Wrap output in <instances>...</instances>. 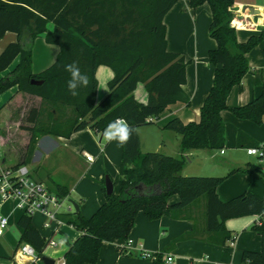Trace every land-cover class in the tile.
Masks as SVG:
<instances>
[{
    "label": "trees",
    "instance_id": "1",
    "mask_svg": "<svg viewBox=\"0 0 264 264\" xmlns=\"http://www.w3.org/2000/svg\"><path fill=\"white\" fill-rule=\"evenodd\" d=\"M181 0H0V38L8 32L17 34L18 40L9 43L0 54V72L7 70L19 57L20 62L8 76L0 79V94L13 86L39 96L45 104L31 110L27 127L32 131L29 155L39 136L52 134L70 136L76 131L90 128L104 132L107 125L123 118L135 129L127 144H123L120 165V191L106 193V180L101 181L106 200L89 218L80 211L63 214L67 224L73 225L79 237L64 254L65 264H94L104 242L128 241L143 211L149 220H156L169 210L174 218L193 219L194 228L179 240L201 236L219 244L235 240L227 229L226 221L232 218L257 215L253 230L261 236L262 250H245L242 261L246 264H264V198L246 191L228 201L218 194V187L226 179L220 176H184L192 150H220L225 148L226 134L222 111L230 110L237 118L264 124V88L245 105L230 107L228 97L235 86H240L251 72L248 54L264 39L252 35L239 42L237 30L231 25L235 0H190L197 8L208 3L212 11L210 35L217 46L209 52V62L217 66L213 86L200 109V121L185 123L174 117L165 130L181 136L179 156L161 151L143 152L138 128L155 124L161 114L177 102L189 104L184 89L187 82L186 59L168 49L165 17ZM49 24L54 28L49 29ZM44 35L49 44L59 46L54 63L40 73L33 72V48H25L22 38L33 42ZM264 52V51H263ZM75 62L89 78L87 87L77 89L73 96L67 88L70 74L64 66ZM101 65L109 66L114 77L109 82V93L97 101L99 81L96 73ZM41 80L33 84L32 80ZM139 83H144L148 101L135 97ZM60 106L71 109L63 117L49 111ZM48 113L49 121L43 120ZM261 147L246 133H238V144L245 141ZM25 164V163H22ZM20 165V164H19ZM261 173L262 167L250 165L233 169ZM57 194L67 198L70 190L57 184ZM176 203H170L173 195ZM196 209L193 211L192 209ZM203 209L204 228L198 227ZM197 222V224H196ZM19 225L24 232L22 242L30 243L43 256L46 239L33 224V216L23 214ZM164 250L154 255L152 264H165ZM30 264H36L32 262Z\"/></svg>",
    "mask_w": 264,
    "mask_h": 264
},
{
    "label": "crops",
    "instance_id": "2",
    "mask_svg": "<svg viewBox=\"0 0 264 264\" xmlns=\"http://www.w3.org/2000/svg\"><path fill=\"white\" fill-rule=\"evenodd\" d=\"M238 22L251 25L239 27L237 38L239 42H246L252 35H260L264 30V0H235L233 5ZM212 11L208 3L193 8L190 0L179 1L166 15L168 49L183 56L187 61V82L184 89L190 97V103L177 102L169 106L153 125L138 128L143 152L148 149L161 151L171 156L181 154V136L177 132L165 130L164 126L174 117H179L185 123L200 121V109L209 94L217 66L209 62V52L215 49L217 42L210 35ZM242 25V24H241ZM54 25L49 24V29ZM18 40L17 34L8 32L0 38V54L5 47ZM25 48H33V72L40 73L52 63L58 52L54 46L46 45L42 35L31 42L23 37ZM56 46V45H55ZM59 47V46H58ZM264 39L249 54L251 72H249L240 86H235L227 100L230 107L245 105L264 88ZM42 52V58H37ZM41 56V55H39ZM20 62L18 57L5 71L0 72V79L10 75ZM99 81L97 101H102L109 93V82L114 77L113 70L101 65L96 73ZM135 97L141 102L148 101V93L144 83H139L135 90ZM41 97L19 90L13 86L0 94V174L9 167L25 163L31 176L42 182L61 184L70 190V194L77 196L80 212L86 218L92 216L105 202L106 197L101 181L109 175L115 184V192L120 191V165L123 158V144L113 140L106 142L103 133H96L90 128L72 133L70 136H56L45 134L39 136L35 148L29 155L32 131L27 127L33 124L28 121L29 114L34 108H41ZM59 109L71 110L64 106ZM55 117H63L57 109L49 110ZM70 114V113H69ZM225 123L226 142L224 153L220 150H192L185 155L188 161L195 157L197 175L220 176L226 179L218 187L219 197L228 201L246 191L256 193L264 198V176L254 171L238 170L229 174L233 169H241L254 165L262 167L264 159L249 155L247 149L253 146L245 141V145L238 144V133L244 132L251 139L264 146V124L258 125L251 120L237 118L230 110L221 113ZM167 138L170 141H167ZM94 155V161H88L84 152ZM203 154V155H202ZM224 155L222 160L219 156ZM57 158L62 168L69 175L70 181L61 182L56 177V170L48 165L49 160ZM185 165L182 170L184 176H190ZM179 195H173L169 202L176 203ZM65 211H76L72 205L64 208ZM196 211V209H192ZM200 212L198 227L204 228L205 218L203 209ZM24 213L17 208L12 200H4L0 195V217H6L9 225L0 236V264H44L41 260L31 259L19 254V247L25 243L21 241L23 228L19 220ZM259 216L250 215L232 218L226 221V227L236 238L234 245L230 241L219 244L207 238L197 236L184 240L179 238L190 232L194 226L193 219L174 218L169 210L156 220H149L143 211L137 215L136 224L129 235L132 240L130 246L127 241L116 240L104 242L100 251L99 260L94 264H152L156 253L171 247L165 254V264H246L242 261L245 250H262L261 236L253 230V225ZM45 217L41 214L33 216V224L41 235L46 237L44 228ZM197 224V222H196ZM45 229V228H44ZM46 230V229H45ZM50 231V230H47ZM60 234L61 249L55 250L65 253L66 246L73 243L80 232L70 224H65ZM57 242V241H56ZM58 245V242H57ZM125 246L129 247V251ZM126 252V254H125ZM149 253L151 256H145ZM56 264L58 262L56 261Z\"/></svg>",
    "mask_w": 264,
    "mask_h": 264
},
{
    "label": "built area",
    "instance_id": "3",
    "mask_svg": "<svg viewBox=\"0 0 264 264\" xmlns=\"http://www.w3.org/2000/svg\"><path fill=\"white\" fill-rule=\"evenodd\" d=\"M231 25L237 30L239 27H246V25H251V23L245 22L243 24L242 22H238L237 16H235ZM221 152L224 153V150L222 149ZM247 153L264 159V146L250 147L247 149ZM84 155L88 161L92 162L95 160L94 155L87 151L84 152ZM262 172L264 174V164L262 166ZM0 195L4 200L14 201L17 208L24 214L30 216H34L36 214L43 215L45 217L44 228L52 231V236L50 238L47 236L45 237L47 241L45 249L47 247H57V242L53 238V235L61 232L62 227L67 224L63 218V214L67 212L64 210V202L67 198L61 197L57 194V192L51 190L47 184L33 178L28 166L25 164L6 168L1 172ZM8 225L9 220L6 217H0V236L4 234ZM131 243L132 240L128 239L127 245L130 246ZM230 244L234 245V240H231ZM125 248L128 251L130 249L127 246H125ZM57 253L58 252L55 251V254ZM19 254L31 259L32 261L40 260L42 257L39 256L37 250L30 243L21 244L19 247ZM145 256L151 255L149 253H145ZM57 262L58 264H65L64 256L58 258Z\"/></svg>",
    "mask_w": 264,
    "mask_h": 264
},
{
    "label": "rangeland",
    "instance_id": "4",
    "mask_svg": "<svg viewBox=\"0 0 264 264\" xmlns=\"http://www.w3.org/2000/svg\"><path fill=\"white\" fill-rule=\"evenodd\" d=\"M46 45H48V46H54L55 48H57V50H58V52H59V47L56 45H54V44H49V43H47ZM39 55H41V56H39ZM57 55H58V53L55 55V57L52 59L53 61H52V63H51V65L54 63V61L56 60V57H57ZM37 58L40 60L41 58H42V52H38V54H37ZM41 61V60H40ZM51 65H49L48 67H50ZM47 67V68H48ZM46 68V69H47ZM70 109V108H69ZM69 112H67V110H62V109H60V111H59V113L61 114L62 113V115L63 116H67L69 113H71L72 111L71 110H68ZM50 115L48 114V113H46V114H44L43 115V120H45V121H49L50 120ZM167 141H170V139L169 138H167ZM149 151H158V150H154V149H148ZM203 155V154H202ZM225 156L224 155H220L219 156V160H222L223 158H224ZM191 159H192V162H193V164H192V166H189V168H186L187 169V171L186 172H188L189 174H191L190 176H203V175H197V174H199V173H197V172H199V171H192V169H195L197 166H196V164H195V157H191ZM192 162H189V161H187V163H186V167H187V165H191V163ZM62 162L60 161V160H57V158H52L51 160H49V162H48V165L50 166V167H52V169H54V170H56L55 172H56V177L58 178V180L59 181H61V182H65V181H70V179H69V175L65 172V170L62 168ZM45 184H47V186L51 189V190H53V191H55L56 192V190H57V187H56V183H53V182H45ZM102 185V184H101ZM69 198H73L74 200H77V196L76 195H72L71 197H69ZM69 198H67L66 199V201L64 202V208H67L68 206H70V205H72V203L69 201ZM42 230L45 232V234H46V236L47 237H51L52 236V231H47V230H45L43 227H42ZM54 239L58 242V245H57V247H53V248H49V247H47L46 249H45V251H44V256H49V257H52L53 259H55L56 261L58 260V258H61V257H63L64 256V254L65 253H62L61 254V251L60 252H58L57 254H55V250H60L61 249V244H60V239H61V236H60V234H57L55 237H54ZM68 247H69V245H67L66 246V248H67V250H68ZM171 247H167L165 250H167L168 249V251H169V249H170ZM125 254H126V252H125ZM41 260V262L42 263H44V261L42 260V259H40ZM45 264V263H44Z\"/></svg>",
    "mask_w": 264,
    "mask_h": 264
},
{
    "label": "clouds",
    "instance_id": "5",
    "mask_svg": "<svg viewBox=\"0 0 264 264\" xmlns=\"http://www.w3.org/2000/svg\"><path fill=\"white\" fill-rule=\"evenodd\" d=\"M64 69L70 74V79L67 81V88L71 95H78L77 89L89 85L88 76L81 72L75 62L65 65ZM134 132L135 129L125 119L117 118L107 125L103 133V138L106 142L116 140L120 144H127Z\"/></svg>",
    "mask_w": 264,
    "mask_h": 264
},
{
    "label": "water",
    "instance_id": "6",
    "mask_svg": "<svg viewBox=\"0 0 264 264\" xmlns=\"http://www.w3.org/2000/svg\"><path fill=\"white\" fill-rule=\"evenodd\" d=\"M33 84H41L42 81L41 80H37V79H33L32 80ZM106 180V193L107 194H112L115 192V184L113 179L109 176L106 175L105 177ZM70 202L73 204V206L75 207V210L78 212L80 211V207L78 205V203H76L75 201L70 199ZM41 259L44 261L45 264H56L55 259H53L52 257L49 256H42Z\"/></svg>",
    "mask_w": 264,
    "mask_h": 264
}]
</instances>
